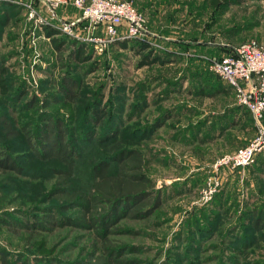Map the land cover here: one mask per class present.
Here are the masks:
<instances>
[{
    "label": "rangeland",
    "instance_id": "rangeland-1",
    "mask_svg": "<svg viewBox=\"0 0 264 264\" xmlns=\"http://www.w3.org/2000/svg\"><path fill=\"white\" fill-rule=\"evenodd\" d=\"M130 1L145 19L146 51L159 54L164 63L138 67L142 55L131 47L134 42L126 47L87 42L83 38L103 37L102 32L93 35L68 0L54 8L48 0H0V63L8 86L7 94L0 93V116L20 130L9 137L0 129V148L22 167L21 173L0 171V250L9 260L105 262L102 245L79 225L46 224L32 231L20 226L45 211L78 212L75 205L58 208L59 200L46 197L56 179L53 169L62 164L34 153L22 132L37 135L56 119L79 136L70 178V190L77 193L90 190L91 167L100 158L125 147L143 152L144 171L161 205L147 219H122L109 235L132 258L128 264H232L224 230L206 239L199 235L216 210L213 196L203 201L201 191L212 173L223 179L229 169L217 170L214 163L250 140L255 124L236 109L232 90L207 66L241 43H264V0H232L215 9L209 0ZM47 26L56 29L53 38L64 42L61 48L45 35ZM205 42L213 44L201 45ZM93 108L104 110L100 124L91 119ZM222 124L226 128L220 130ZM89 128L97 136L88 140ZM261 253L256 250L253 257Z\"/></svg>",
    "mask_w": 264,
    "mask_h": 264
},
{
    "label": "trees",
    "instance_id": "trees-1",
    "mask_svg": "<svg viewBox=\"0 0 264 264\" xmlns=\"http://www.w3.org/2000/svg\"><path fill=\"white\" fill-rule=\"evenodd\" d=\"M231 1L209 0V6L215 9L221 5L231 3ZM44 29L45 35L51 37L53 45L61 48L64 42L59 41L58 38H53L56 29L50 26ZM132 42L134 43L131 44V47L139 49L142 55L138 67L164 63V59L159 54H154L150 49L146 51L148 46L144 41L134 38L114 41L122 47H126L127 43ZM203 44L213 43L205 42L201 45ZM82 49H78L76 53L79 60L83 59L81 58ZM216 78L221 80L217 76ZM225 85L231 90L227 84ZM7 92L5 67L0 63V93L5 95ZM61 92L62 94L67 93L65 88ZM236 109L243 110L252 120L250 113L242 106L237 105ZM91 113L92 121L100 124L105 115L104 110L93 108ZM158 123L156 121L155 126L159 125ZM223 128H226V126L222 124L220 130H223ZM0 129L6 132L9 137L16 136L20 131L14 128L3 116H0ZM73 130L64 122H59L56 119L54 121L48 120L45 125L38 129L37 135L31 134L28 129L22 130L25 141L34 153L45 158L53 157L62 164L61 167L53 169L56 179L46 197L59 200L61 206L58 208H70L75 205L74 207L78 208V212L75 216H67L60 214V210H58L59 214L53 210L45 211L39 217L35 216L31 223L32 226L28 220L24 224L22 222L20 226L32 231L33 228L44 229L49 225H79V227L92 231L95 243H100L104 248V264H128L129 259L133 261L132 258L125 256L122 249L124 246L115 244L109 235L118 230L119 222L122 219H147L161 205L160 195L154 190V181L144 171L143 152L138 148L125 147L100 158L91 167L94 182L90 190L85 193H77L70 190V178L73 175L76 164L75 159L78 155L76 141L79 137L77 132ZM94 132V128L88 129V140L97 136ZM221 132L218 131L217 134ZM246 142L248 141L243 142L241 146ZM259 156L261 155L259 154L256 160ZM111 164H114V169H110ZM0 171L22 172V167L8 152L1 148ZM262 184L259 189L260 193L264 192V182ZM212 202L216 209L213 212L214 221L203 222L201 228L199 227V235L206 239L214 230L215 232L220 229L224 230V250H229L232 253V264H264V203L254 208L247 207V204H244V208L239 209V203L235 199L228 204L229 194L222 184L215 192ZM5 215H10V213L5 212ZM203 216V219L206 220L205 214ZM7 217H12L19 223L21 222L14 216ZM7 217L5 218L6 223L5 221L4 223L12 229ZM256 250L262 253L253 257ZM0 264H28V262L17 260V258L9 260L7 254L0 250Z\"/></svg>",
    "mask_w": 264,
    "mask_h": 264
},
{
    "label": "built area",
    "instance_id": "built-area-1",
    "mask_svg": "<svg viewBox=\"0 0 264 264\" xmlns=\"http://www.w3.org/2000/svg\"><path fill=\"white\" fill-rule=\"evenodd\" d=\"M61 1L48 0L53 8ZM80 11V19L94 35L97 30L103 37L88 36L87 42L100 47L116 40H144L148 35L144 16L130 0H68ZM71 28L64 26L71 34ZM88 34V33H87ZM208 70L227 84L238 105L246 109L255 124L254 135L244 145L216 160L215 169L244 168L253 164L264 152V43L253 40L241 43L232 53L208 62ZM222 178L215 172L209 175L201 191V200L208 201L221 186Z\"/></svg>",
    "mask_w": 264,
    "mask_h": 264
},
{
    "label": "crops",
    "instance_id": "crops-1",
    "mask_svg": "<svg viewBox=\"0 0 264 264\" xmlns=\"http://www.w3.org/2000/svg\"><path fill=\"white\" fill-rule=\"evenodd\" d=\"M260 155L256 162L249 166L224 172L222 185L229 194L228 204L235 199L239 203V209H242L244 204L254 208L264 203V192H259L264 182V152Z\"/></svg>",
    "mask_w": 264,
    "mask_h": 264
}]
</instances>
